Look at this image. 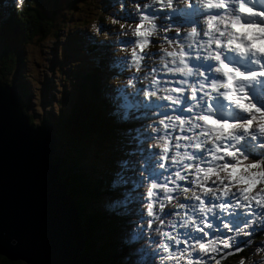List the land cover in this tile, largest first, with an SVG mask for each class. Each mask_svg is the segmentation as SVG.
<instances>
[{
    "label": "clouds",
    "instance_id": "clouds-1",
    "mask_svg": "<svg viewBox=\"0 0 264 264\" xmlns=\"http://www.w3.org/2000/svg\"><path fill=\"white\" fill-rule=\"evenodd\" d=\"M111 12L101 97L115 124L133 126L117 129L114 171L97 189L107 186L105 219H128L107 222L113 255L264 264V0H111Z\"/></svg>",
    "mask_w": 264,
    "mask_h": 264
},
{
    "label": "trees",
    "instance_id": "trees-1",
    "mask_svg": "<svg viewBox=\"0 0 264 264\" xmlns=\"http://www.w3.org/2000/svg\"><path fill=\"white\" fill-rule=\"evenodd\" d=\"M61 1L62 0H25L23 9L11 7L10 4L12 0L2 6L0 5V11L2 10L1 12L7 16V21L4 23L3 17H0V80L17 88L20 101L32 100L31 83L36 84L39 82L38 84H40L42 88L44 84H46V87L50 85L47 83L46 79L48 72L52 74L51 79L56 87L63 88L67 86V84L70 85V83L69 81H62V79L67 80L62 72L68 70L72 73L80 64V71L87 73L86 78L89 80V88H91L92 91L96 90V92L97 83L101 77H108V73L103 67L102 57L99 56V50L102 47L97 37L94 39L95 43L93 44L81 38L79 44L73 43L65 53L62 51L59 55L56 54L57 51L55 56L52 55L50 59H44V55L48 51L45 50V48L49 46L44 44L45 36L49 33L53 35L56 34V31H53V20L57 15V10L60 8ZM63 1L66 5H69L71 2L78 0ZM2 2H5V0H0V3ZM47 6L50 7L51 13L47 11ZM76 6L78 8L77 10L71 11L72 8H74L71 7L68 11L69 13L76 12V15L72 20L65 22L66 30L68 29V23H71L74 30L80 28L79 30H81V33L84 32L92 35L88 23L94 22L93 19H96V22L102 26V29L107 27V20H109L112 15L111 9H106L102 4H89L83 1L76 4ZM10 14H13L11 16L14 17H9ZM105 33L106 30H103V34ZM26 45L37 49L34 63L48 68V71L40 76L39 81L35 74L32 75L28 72L22 74L26 66L24 56ZM41 46H43L42 49H40ZM31 50L32 49L28 51ZM92 51L93 55H91ZM79 55H84L83 58L87 60L85 61L79 57ZM97 61H99V64H97ZM63 63H65V68L62 69ZM11 72L15 74V76L12 75L13 79H11L9 75ZM76 76L74 77L76 78ZM78 81L79 83L81 82L80 77L77 82ZM82 83L83 82H81L80 85ZM60 93L63 94V89ZM41 101H44V99ZM55 103L57 104V108H59V102L55 101L54 105ZM76 104L77 105L71 106V109L68 110L69 113L67 114V118L61 120L58 124L59 130L57 129L56 138L58 140L60 138L61 144L56 143V145L61 146V151H63L66 158L68 157L67 167L63 171V183L67 195L72 198L76 206L77 214L83 225L84 244L81 251L90 260L91 264H122L119 257L113 255L114 251L112 254H109L112 239L107 238L106 233L109 237L111 229H103L101 227L105 223L111 222L113 217L110 216L105 219L101 207L96 206L95 203L98 195L106 190L107 186L104 183L99 188V191H97L98 185H94L86 178L87 175L78 162L80 159L84 158L88 148H93L94 154L98 155L101 153L103 155L106 166L112 164V153L114 142L117 139V129L126 128L129 124H115L105 113L106 109L104 104L101 103L102 107L97 109L95 104L90 102V98L84 97L81 101H77L76 99ZM88 109L90 110L87 112ZM29 122L33 123L30 119ZM65 144L67 147L63 148ZM94 146H96L97 149H94ZM92 167L93 161L91 160L90 168ZM94 168L95 169L92 170L93 172L102 173L99 168ZM103 175L106 176L107 181L110 173L104 169ZM110 192L111 191H109V193ZM99 219L103 221L101 226L98 224ZM111 225L114 227V230L118 229V226L113 221ZM96 227L102 230L95 231ZM246 251L247 249L238 256L246 257ZM236 257V255H233L229 259L233 260L236 259ZM0 258L7 264L18 262L7 260L3 257ZM225 262L224 260L222 264Z\"/></svg>",
    "mask_w": 264,
    "mask_h": 264
},
{
    "label": "water",
    "instance_id": "water-1",
    "mask_svg": "<svg viewBox=\"0 0 264 264\" xmlns=\"http://www.w3.org/2000/svg\"><path fill=\"white\" fill-rule=\"evenodd\" d=\"M41 122L28 123L17 88L0 80V256L25 264H91L80 252L82 222L50 162L54 125Z\"/></svg>",
    "mask_w": 264,
    "mask_h": 264
},
{
    "label": "rangeland",
    "instance_id": "rangeland-1",
    "mask_svg": "<svg viewBox=\"0 0 264 264\" xmlns=\"http://www.w3.org/2000/svg\"><path fill=\"white\" fill-rule=\"evenodd\" d=\"M81 1H83L84 3H89V4L94 3V4H98V5H101V3H103V0H78V1L71 2L69 5H66L64 3V1L62 0L61 4H60V8L57 10V15L54 17V20H53V31H56V34L53 35L52 33H49L48 35L45 36L44 44L49 45V46H47L45 48V50H48V51L45 53L44 59H50V56H52V55L55 56V53L57 51L58 52L56 54H59V55H60V53H62V51L65 53L66 50H68L72 46L73 43L79 44L81 38L84 41L92 42V44L95 43L94 39L96 38V36L89 35V34H86L84 32L81 33V30H79L80 28H77L76 30H74L71 23H68V29L66 30L65 22H67L68 20H72L76 15V12L69 13L68 11L71 9V7H74V8H72L71 11L77 10L78 8H77L76 4L80 3ZM104 3H105L104 6L106 7V9H111V8H107V6H109V3L106 0ZM47 11H49L51 13V9L49 6H47ZM11 15H13V14H10L9 17H14ZM0 17H3L2 19H4V17H5V15L1 11H0ZM93 20H94V22H96V19H93ZM5 21H7V18H5L3 20V23ZM106 25H107V27H105L103 29L101 28V35L97 38L100 42V46L104 50L111 52V47L109 44L110 35L113 32V30H117L119 28V26L110 24L109 20H107ZM103 30H106L105 34H103ZM28 45H29V43H28ZM28 45L25 46L26 48L24 50L26 66L24 67L22 74H24L26 72L31 73L32 75L35 74L37 76L38 81H39L40 76L42 74H44V72L48 71V68L43 67V66H39L37 63H34L35 62L34 61L35 53L37 52V49L34 47L31 48V46L29 47ZM42 48H43V46L40 47V49H42ZM30 49H32V50L28 51ZM91 53H92L91 55H93V51ZM76 56H77V52H76ZM83 56L84 55H79V57H81L82 59H84L86 61L87 59L83 58ZM111 56H112V53L105 60L104 67H106ZM78 62H79V59H78ZM63 68H65V63L62 64V69ZM65 71H63L62 74L64 75V77L67 78V80L62 79V81H64V82L69 81L70 85L67 84V86H65L63 88H57L51 79L52 74L51 73L49 74V72H48L46 79H47V83H49L50 85L48 87H46V84H44V86L42 88V86L40 84H38L39 82H37L36 84L31 83V90H32L31 96L33 98L30 101L26 100L27 102L22 101V106L24 107L25 113L28 115V119L34 121L36 123L35 126L42 125L41 120L51 122L54 125V128H56L55 129V136H56L57 129L59 130V127H58L59 122H61V120H64L67 118V114L69 113L68 110L71 109V106L77 105L76 99H77V101H81L84 97L90 98V102L94 103L95 107L97 109H100L102 107L101 103H103L105 107H108L107 102L104 101L101 97V91L100 90H101V87L103 86L104 83L111 82L108 79L111 76H109L107 78H102L100 76L101 79L97 83V92H96V90L92 91V89L89 88V85H90L89 80H88V78H86L87 73L80 71V64L74 69V72H72V73L69 72L68 70H65ZM83 71H85V70H83ZM110 74H114V73L110 72ZM9 75L11 76V79H13L12 75L15 76L14 72H11ZM76 75H78L80 77V81L83 82L81 85H80L81 82L80 83H79V81L77 82V80H79V77ZM74 76H76V78ZM77 77H78V79H77ZM59 82H60V80H59ZM81 86H82V88H81ZM62 89H63V94L60 93L62 91ZM42 99H44V101H41ZM55 101L59 102V104H60L59 108H57L56 103L54 105ZM89 110L90 109H88L87 112ZM107 111H108V108H107ZM37 122H40V124H37ZM57 143L61 144L60 138H59V140L57 139ZM66 147H67V145L65 144L63 146V148H66ZM53 149H54V152L52 155H54V156H52V160L54 163H57V166L62 170V173H63V171L67 167L66 165L68 164V161H67L68 157L66 158L63 151H61V146L56 145V146H54ZM94 149H97V147L94 146ZM93 154H94L93 148H88L86 150L84 158L80 159L78 163L80 164L82 169H84V173L87 175L86 178L91 183H93L94 185H98V187H99V184L102 180L101 173H97V172L92 171L95 168H94V166L92 168H90V161L93 159L95 161V162H93V164L99 166L100 163L104 164V160H103V155L101 153L98 155L97 154L93 155ZM96 155H97V157H96ZM78 163H77V168H78ZM96 200H95V203L102 204V200H100V201H96ZM98 224L100 226L103 224L102 219H99ZM103 226H101L103 229L109 228V226H107V223H105ZM99 230H102V229H99L98 227H96L95 231H99ZM106 237L109 238L107 233H106ZM261 239H264V235H262ZM83 244H84V242L81 244L80 252H82L81 250H82ZM115 247H116V244H115V246H113V245L110 246L109 254H112ZM0 264H2V263L0 262ZM14 264H22V262H17ZM228 264H236V262H229Z\"/></svg>",
    "mask_w": 264,
    "mask_h": 264
},
{
    "label": "flooded vegetation",
    "instance_id": "flooded-vegetation-1",
    "mask_svg": "<svg viewBox=\"0 0 264 264\" xmlns=\"http://www.w3.org/2000/svg\"><path fill=\"white\" fill-rule=\"evenodd\" d=\"M1 257V256H0ZM0 262L2 263V264H7L4 260H2L1 258H0Z\"/></svg>",
    "mask_w": 264,
    "mask_h": 264
}]
</instances>
